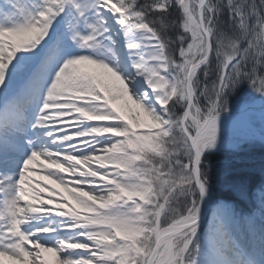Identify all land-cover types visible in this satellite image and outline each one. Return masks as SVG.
<instances>
[{
	"label": "snow or ice",
	"instance_id": "1",
	"mask_svg": "<svg viewBox=\"0 0 264 264\" xmlns=\"http://www.w3.org/2000/svg\"><path fill=\"white\" fill-rule=\"evenodd\" d=\"M45 253L264 264V0H0V264Z\"/></svg>",
	"mask_w": 264,
	"mask_h": 264
},
{
	"label": "bare ground",
	"instance_id": "2",
	"mask_svg": "<svg viewBox=\"0 0 264 264\" xmlns=\"http://www.w3.org/2000/svg\"><path fill=\"white\" fill-rule=\"evenodd\" d=\"M39 163V162H38ZM34 180H38V177H33ZM41 184L47 183L51 188L56 189L61 196H66L63 194V188L60 187L59 185H54L51 181H39ZM45 256L47 259L51 262V264H54V257L52 256L51 253H45Z\"/></svg>",
	"mask_w": 264,
	"mask_h": 264
},
{
	"label": "rangeland",
	"instance_id": "3",
	"mask_svg": "<svg viewBox=\"0 0 264 264\" xmlns=\"http://www.w3.org/2000/svg\"><path fill=\"white\" fill-rule=\"evenodd\" d=\"M114 103H115V105H116L117 107L121 108L122 111H127V109L124 107L122 101L117 100V101H115ZM62 192H63L64 195H65V194L67 195V192H65V190H63Z\"/></svg>",
	"mask_w": 264,
	"mask_h": 264
}]
</instances>
